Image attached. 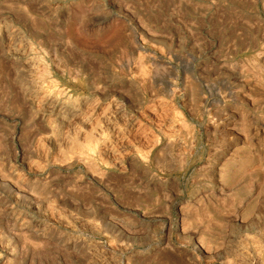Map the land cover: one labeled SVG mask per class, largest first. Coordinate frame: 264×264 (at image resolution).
Masks as SVG:
<instances>
[{"label": "rangeland", "instance_id": "obj_1", "mask_svg": "<svg viewBox=\"0 0 264 264\" xmlns=\"http://www.w3.org/2000/svg\"><path fill=\"white\" fill-rule=\"evenodd\" d=\"M0 264H264V0H0Z\"/></svg>", "mask_w": 264, "mask_h": 264}, {"label": "bare ground", "instance_id": "obj_2", "mask_svg": "<svg viewBox=\"0 0 264 264\" xmlns=\"http://www.w3.org/2000/svg\"><path fill=\"white\" fill-rule=\"evenodd\" d=\"M169 145H171V144H169ZM172 157V156H171ZM77 159V158H76Z\"/></svg>", "mask_w": 264, "mask_h": 264}]
</instances>
